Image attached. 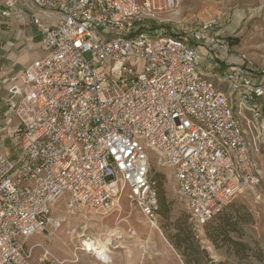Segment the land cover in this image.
I'll list each match as a JSON object with an SVG mask.
<instances>
[{
    "label": "built area",
    "instance_id": "obj_1",
    "mask_svg": "<svg viewBox=\"0 0 264 264\" xmlns=\"http://www.w3.org/2000/svg\"><path fill=\"white\" fill-rule=\"evenodd\" d=\"M25 1L39 14L41 56L9 79L4 100L0 264H31L27 241L60 228L50 216L64 197L75 216L107 214L126 195L154 223L155 155L198 228L260 186L264 69L233 55L216 21L165 33L142 24L156 0ZM68 235L93 254L86 227Z\"/></svg>",
    "mask_w": 264,
    "mask_h": 264
},
{
    "label": "rangeland",
    "instance_id": "obj_2",
    "mask_svg": "<svg viewBox=\"0 0 264 264\" xmlns=\"http://www.w3.org/2000/svg\"><path fill=\"white\" fill-rule=\"evenodd\" d=\"M164 1L161 0L162 7L156 1L158 10L142 24L173 33L181 26L190 28L216 21L233 55L243 53L254 66L264 69V0H177L172 9L166 8ZM256 164L262 177L260 186L244 192L198 228L177 192L171 171L155 155L151 169L159 179L162 204L154 223L144 218L126 195L107 214L79 209L75 216L66 212L64 197L54 204L50 216L63 222L60 228L49 226L48 234L35 235L27 241V246L32 247L31 264H183L182 249L186 246L200 259L198 253L204 251L214 264H252L256 257L264 258L263 155L256 157ZM229 216L235 223L233 231L227 233L232 242L219 234V228L224 229L222 220ZM82 227L87 228L88 236L103 243L111 235L107 245L110 263L98 260L91 252L76 250L80 240L71 241L68 232ZM37 245L48 251L47 258H43L42 248ZM243 257L247 260L239 261Z\"/></svg>",
    "mask_w": 264,
    "mask_h": 264
},
{
    "label": "crops",
    "instance_id": "obj_3",
    "mask_svg": "<svg viewBox=\"0 0 264 264\" xmlns=\"http://www.w3.org/2000/svg\"><path fill=\"white\" fill-rule=\"evenodd\" d=\"M4 1L0 0V128L8 122L4 101L8 81L40 58L42 38L33 22L39 14L34 13L28 1L18 0L7 17L1 15Z\"/></svg>",
    "mask_w": 264,
    "mask_h": 264
},
{
    "label": "trees",
    "instance_id": "obj_4",
    "mask_svg": "<svg viewBox=\"0 0 264 264\" xmlns=\"http://www.w3.org/2000/svg\"><path fill=\"white\" fill-rule=\"evenodd\" d=\"M155 176H154V179L156 181L155 189H156V193H157L159 212H160V205L162 204V198H161L162 193H160V189H159V187H160L159 179H158V177H155ZM159 212H158V215H159ZM232 220H233L232 216L227 217L225 220L223 219L222 225H223L224 229L219 228V234H221L223 236L224 240L226 238L227 239L226 241H228V242H232L227 235L228 232L233 231L232 228L234 227L235 223ZM220 230H222V231H220ZM242 246H243L242 249H246V247L244 245H242ZM177 248L180 249L179 246ZM242 249H240L239 252H244ZM182 250H183L182 251L183 264H214L213 261L208 257V255L204 251L198 253L199 255L202 256V259H200V258L196 257L192 252L191 253L188 252V250H190L188 246H186L185 248L183 247ZM242 260H247V257L239 258V261H242ZM218 264H228V263H218ZM238 264H240V263H238ZM246 264H251V263L247 261ZM252 264H264V258L263 257H256L255 262Z\"/></svg>",
    "mask_w": 264,
    "mask_h": 264
},
{
    "label": "bare ground",
    "instance_id": "obj_5",
    "mask_svg": "<svg viewBox=\"0 0 264 264\" xmlns=\"http://www.w3.org/2000/svg\"><path fill=\"white\" fill-rule=\"evenodd\" d=\"M159 5L162 7L161 0H159ZM113 236H114V234L112 235V237ZM99 237H100V235H99ZM110 237H111V235H109L106 238L104 243L99 241V240H95L96 243H94V252H93V254L96 256V258L98 260H101L104 263H110L111 262V259H110V256H109L110 255V250L107 248V245H109Z\"/></svg>",
    "mask_w": 264,
    "mask_h": 264
}]
</instances>
